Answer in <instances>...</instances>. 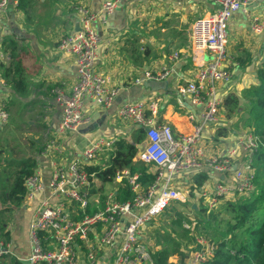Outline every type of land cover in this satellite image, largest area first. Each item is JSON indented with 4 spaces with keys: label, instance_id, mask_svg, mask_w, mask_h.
<instances>
[{
    "label": "built area",
    "instance_id": "1",
    "mask_svg": "<svg viewBox=\"0 0 264 264\" xmlns=\"http://www.w3.org/2000/svg\"><path fill=\"white\" fill-rule=\"evenodd\" d=\"M211 1L214 10L197 18L189 34L191 46L207 52L210 58L202 57L201 62L194 63L189 77L177 86L181 96L201 107L198 116L189 115L192 130L177 131L169 123L157 120V106L152 99L121 102L115 117L146 129L143 148L136 152L131 164L150 166L157 174L145 186L139 181L138 172L117 170L107 190H101L102 180L87 166L99 164L100 171L108 168L110 152L119 138H87L73 158L65 156L61 139L76 133L87 121L83 112L86 101L107 109L119 92V86L109 75L97 72L95 64L100 48L98 27L107 23L108 16L122 0H102L94 9L85 4L75 7L78 29L59 35L56 41L57 50L73 57L76 76L68 94L61 88L53 89L62 114L53 138L40 152L50 158L51 172L43 179L34 170L24 179V199L32 200L41 193L28 224L29 264H157L150 226L169 205L183 210L195 173L203 171L207 177L193 191L207 210L254 191L252 163L257 153L264 150V135L248 127L235 134L231 146L222 151L215 139L205 138L204 128H220L225 97L217 88L231 79L226 44L232 14L238 11L244 14L253 34L263 31L264 21L249 12L256 0ZM9 2L18 8L19 0H0V17ZM178 58V52L169 54L146 77L167 78ZM8 120L9 112L0 97V126H5ZM175 174L185 175L178 179ZM122 181L132 194L126 200L117 196ZM183 226L188 228L187 223ZM214 249V244L196 236L192 247L181 248L183 256L170 254L166 264H202L213 255ZM12 256L11 241L0 237V260Z\"/></svg>",
    "mask_w": 264,
    "mask_h": 264
},
{
    "label": "crops",
    "instance_id": "2",
    "mask_svg": "<svg viewBox=\"0 0 264 264\" xmlns=\"http://www.w3.org/2000/svg\"><path fill=\"white\" fill-rule=\"evenodd\" d=\"M101 1L19 0V8L15 9L9 2L0 17V64L9 61L5 44L9 41L16 43L26 89L22 95L12 93L1 77L0 67V97L9 103L8 122L11 126L17 125L14 118L21 117L27 119L25 123L30 133H34L35 126L42 128V142L35 144L37 151L30 158L36 163L34 170H38L43 179L50 175L52 164L50 158L40 152L46 142L53 138L62 114L53 89L58 87L68 94L76 76L73 57L57 50L56 41L59 35L78 29L75 13L77 5L85 4L94 9ZM213 10L211 0H122L108 16L107 23L98 27L100 48L95 64V70L109 75L119 86V92L107 109L90 101L85 102L83 112L87 121L78 127L76 133L61 139L65 156L73 158L78 155L90 137L125 138L132 140L135 145L144 144L145 137L137 143L139 133L134 134L138 129L136 125L123 123L114 115L118 105L124 101L152 99L157 106V120L169 123L174 130L190 132L192 123L189 115L198 116L201 107L192 104L188 97L181 96L177 86L189 77L194 63L201 62L202 57L210 58L207 52L195 50L191 46L189 34L193 22ZM249 12L264 21V0L254 1ZM226 51L231 79L217 90L224 97L231 93L237 95L242 106L247 103L243 93L258 85L256 72L264 62V28L260 34H253L247 17L240 11L233 13L228 23ZM173 52H178L179 58L173 63L169 76L162 80L148 79L146 73L164 63ZM239 61L249 63L239 67ZM234 119L226 120L222 111L219 126L229 130L226 136H217V129L206 126L205 138L215 139L218 148L225 151L233 142ZM17 120L21 121L19 118ZM4 137L5 126H0V141ZM32 141L38 142V138ZM28 150L27 155L32 151L30 148ZM183 175L175 174L174 177L182 179ZM100 188L107 190L109 185L102 183ZM40 197L41 193L27 200L26 208L13 207L10 211L17 209L16 223L20 228L14 231L11 227L5 229L11 241L12 257L18 260L27 259L29 255L28 224ZM10 258L1 259L0 264H7Z\"/></svg>",
    "mask_w": 264,
    "mask_h": 264
},
{
    "label": "trees",
    "instance_id": "3",
    "mask_svg": "<svg viewBox=\"0 0 264 264\" xmlns=\"http://www.w3.org/2000/svg\"><path fill=\"white\" fill-rule=\"evenodd\" d=\"M17 7L19 8V4ZM5 48L9 51V61L7 64H0L1 77L12 93L22 95L26 89L18 47L16 43L9 41L5 44ZM248 63L239 61L238 65L244 67ZM256 74L258 85L243 93V97L247 99L248 115L241 116V111L245 109H240L242 106L239 98L233 93L225 97L222 111L226 120L235 117L232 122L235 127L244 124L253 132L264 135V62L257 69ZM5 104L8 109L9 103ZM137 130L139 133L137 143H140L145 133L143 128L138 127ZM216 131L217 136H226L229 130L221 127ZM136 152L135 143L119 138L110 152L112 155L110 166L100 171L99 164L89 165L87 170L96 171L102 182L108 184L114 179L117 170L127 168L131 172H138L139 181L147 186L154 181L157 171L147 165L134 167L131 162ZM11 161L3 165L4 169L11 170L13 167ZM15 163L16 170L12 173L13 179L8 187L0 189V237L6 239H9V233L4 227L2 215L5 211H11L13 207H19L22 203L25 198L24 179L34 171L36 164L30 157ZM253 165L255 188L250 194L234 200H226L211 210H207L202 202L195 205V208L190 204L189 210L193 212L190 216L183 214L184 210L173 205L163 210L157 219V228H151L150 231L155 246L153 254L157 264H166V259L170 254L183 256L181 240L184 236L186 238L183 240H192L197 235H210L208 240L215 246L213 255L202 264H264V150L257 153ZM206 180L207 177L203 171L194 174L190 190L191 197H194L193 191L198 190ZM122 183L118 188L117 196L120 200H126L132 194L125 182L122 181ZM223 212L227 214V219H218ZM195 213L196 216H194ZM165 218L169 220V229L165 227ZM223 221L225 222L220 224ZM213 222H217L219 228L217 226L214 228ZM184 223L188 224V228L183 226ZM212 231L217 232L212 233ZM7 264L22 263L15 257H11Z\"/></svg>",
    "mask_w": 264,
    "mask_h": 264
},
{
    "label": "rangeland",
    "instance_id": "4",
    "mask_svg": "<svg viewBox=\"0 0 264 264\" xmlns=\"http://www.w3.org/2000/svg\"><path fill=\"white\" fill-rule=\"evenodd\" d=\"M242 107L245 110L242 111L241 116L245 117L248 115L247 114L248 113L247 112L248 106H247V104H243ZM17 118H19L21 121L17 122L18 121ZM17 118H14V123L15 124L17 123L16 126H14V125L11 126L9 122L5 125V137L2 141H0V149H1V151H0V189L8 187V184L10 183L11 179H13L12 173L16 170V167H15L16 163L15 162L19 163L21 160H23L27 157H30V156L32 157L35 154V151H37L35 144L39 145L42 142V140H40L43 137L41 134V132L43 131L42 128L35 126L34 133H30L29 128L26 127V123H25V121L27 119H24L21 117H17ZM19 124H20V126L18 127ZM22 124H25V125L22 126ZM245 128H247V127L244 124L241 125V127H235L233 125V130H234L233 135L241 132ZM137 132H138V130L136 129L134 134H137ZM35 137L38 138V142L32 141L33 138L35 139ZM1 138H3V134L1 136ZM28 148H30L34 152L31 151L29 153V155H27V153L29 152ZM9 161L12 162L13 167L11 168V170L4 169L3 165L7 164ZM253 164H254V162L252 163V167L254 168ZM192 202H194L198 205L201 201H200V199H197L196 196H194V197H191V195L188 196L185 205L183 204V206H184V208H183L184 213L183 214H186V215L189 214V216L193 215V212L191 210H189V208H191L189 204H191ZM19 207L20 208H26L27 207V200L24 199L22 201V203L19 205ZM16 212H17V209H15L12 212H10L8 210V211H5L3 213V215H2V219L4 221L3 223L5 225L7 224V227H5V228L11 227L12 231H14L15 228H17V229L20 228V225H17V223H16V219H17ZM226 215L227 214H225L223 212L219 216L218 219H222V218L227 219L228 216H226ZM194 216H196V213ZM164 220H165L164 223H165L166 229H169L170 228V225L168 224L169 220H167L166 218ZM157 221L158 220H155L153 222V224H151L150 231H151V228L152 229L157 228ZM224 222L225 221L220 222V224L224 223ZM212 225L214 226V228L216 226L218 227L217 222H213ZM217 231H212V233L217 232ZM10 235H12V232H10ZM200 236L203 237L206 241L210 242L208 240V238H209L208 236H210V235H208V236L197 235V237H200ZM185 238H186V236L183 237V239H185ZM183 239L181 240V248L186 250L187 248L193 246L195 239H192V240H183Z\"/></svg>",
    "mask_w": 264,
    "mask_h": 264
},
{
    "label": "water",
    "instance_id": "5",
    "mask_svg": "<svg viewBox=\"0 0 264 264\" xmlns=\"http://www.w3.org/2000/svg\"><path fill=\"white\" fill-rule=\"evenodd\" d=\"M78 27H79V26H78ZM144 130H146V129H144ZM130 142L133 143L132 140H130ZM136 147H137L138 150H141V149L143 148V144H136ZM193 206H194V205H193ZM20 262H21L22 264H29V260H28V259H21Z\"/></svg>",
    "mask_w": 264,
    "mask_h": 264
}]
</instances>
